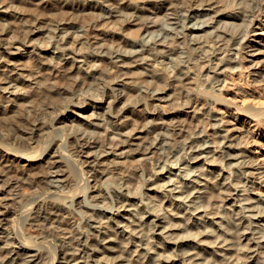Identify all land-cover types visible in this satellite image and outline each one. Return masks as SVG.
<instances>
[{
	"label": "bare ground",
	"instance_id": "1",
	"mask_svg": "<svg viewBox=\"0 0 264 264\" xmlns=\"http://www.w3.org/2000/svg\"><path fill=\"white\" fill-rule=\"evenodd\" d=\"M260 31L264 0H0V264H264Z\"/></svg>",
	"mask_w": 264,
	"mask_h": 264
},
{
	"label": "rangeland",
	"instance_id": "2",
	"mask_svg": "<svg viewBox=\"0 0 264 264\" xmlns=\"http://www.w3.org/2000/svg\"><path fill=\"white\" fill-rule=\"evenodd\" d=\"M258 40L260 41V43L258 44V47H259V50L258 51H256V52H254V53H251L250 54V58H254L255 60H257V58H260V60H262L263 59V57H264V33H262L261 31L258 33ZM259 66L258 65H255L254 66V68H258ZM202 74H203V71H202ZM201 74V75H202ZM6 104V103H5ZM7 105V104H6ZM6 110H7V108H6ZM3 125H1L0 127V130L2 129V130H4L5 132L6 131H8L7 129L9 128V126H6V128H5V126H3ZM6 129V130H5ZM10 130V129H9ZM11 131V130H10ZM9 132V131H8ZM19 165H15V167H14V171L17 169V173H16V171H15V173L14 174H17V175H19L20 173L18 172V170H19V167H18ZM29 232L30 233H32V234H35V233H37V231H34V230H29ZM33 232H35V233H33Z\"/></svg>",
	"mask_w": 264,
	"mask_h": 264
}]
</instances>
